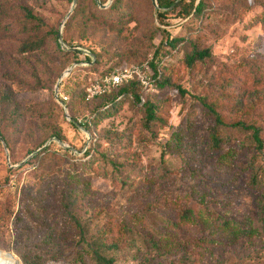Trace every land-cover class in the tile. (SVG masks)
<instances>
[{
  "label": "rangeland",
  "instance_id": "rangeland-1",
  "mask_svg": "<svg viewBox=\"0 0 264 264\" xmlns=\"http://www.w3.org/2000/svg\"><path fill=\"white\" fill-rule=\"evenodd\" d=\"M99 1L104 6L0 0V90L12 88L21 112L19 122L0 121V202L10 194L9 214L0 216V264H89L78 261L71 237H50L52 222L38 211L61 215V186L71 188L72 209L90 229L118 242L114 264H264V233L239 235L217 221L256 225L264 180H251L264 178V148L254 150L251 130L228 127L233 151L211 149L213 119L199 100L213 102L227 124L258 126L264 140V0H203L195 16L177 6L191 0L164 9L123 0L129 23L107 16L113 0ZM167 31L177 48L163 60L159 83L142 92L157 105L155 121L130 94L107 108L87 97V87L114 67L169 53ZM25 32L45 41L20 55ZM56 40L82 51L63 56ZM192 46L212 55L189 68L183 59ZM152 73L149 67L146 76ZM187 207L197 223L179 219Z\"/></svg>",
  "mask_w": 264,
  "mask_h": 264
},
{
  "label": "trees",
  "instance_id": "trees-1",
  "mask_svg": "<svg viewBox=\"0 0 264 264\" xmlns=\"http://www.w3.org/2000/svg\"><path fill=\"white\" fill-rule=\"evenodd\" d=\"M152 1V0H151ZM160 9L170 8L175 0H156ZM181 3V2H180ZM177 4V6H181V15L188 16L192 14L195 16L202 11L203 8V0H191L189 3V7H184L183 4ZM153 4V2H152ZM26 12V17L30 20H35L34 16L31 14L30 10L24 9ZM107 16L112 20L121 21L124 23H129L134 19V16L129 12V10L125 9V3L123 0H113L110 6L107 8ZM166 11H160L159 14H164ZM25 36L20 42L17 44L16 52L20 55H25L27 53L35 52L40 50L44 45V38L42 36H36L33 33L25 32ZM54 34L58 35L57 31ZM166 45L165 48L169 49V53L165 54L162 58L153 60L152 62H147L148 66L153 69V73L150 76L151 83L153 85H157L159 81L162 79L165 73V64H163V60L168 57L171 52L175 51L177 45L179 43V39L177 36L171 34L170 32H166L165 35ZM56 46L61 52L63 56L68 53H76L78 51L72 50H63L61 49V45L56 40ZM211 51L209 48H198L197 46H192V48L185 54L183 63L186 67H193L198 61H204L207 58L211 57ZM144 63V62H143ZM142 64V63H141ZM137 64V65H141ZM125 65H134V64H122L120 66L114 67L111 71ZM110 72V71H109ZM108 73V72H107ZM106 73V74H107ZM261 78H255L254 82H260ZM94 82V81H93ZM92 82V83H93ZM73 83H78V80H75ZM43 86H40V88ZM178 89L182 93H184V89L180 86H177ZM117 93L113 98L110 99V94ZM142 92L144 89L140 84L138 79L130 80L129 82L119 84L115 88H113L110 92L99 94L91 99L101 98V103L103 108L109 107V105L113 104L117 99H119L122 95L130 94L133 99L140 102L143 100V108L145 111V117L147 121H155L157 119V105L153 104L149 99L144 100L142 97ZM110 99V102L109 100ZM204 108H206L208 114L212 117L213 123L208 125L206 128V133L208 135V139L210 141L211 149L221 150L225 149L226 152L233 151V149L229 146V144L234 143L235 140L231 139L229 136L228 127H238L245 128L251 130V145L254 150H257L259 153H262L264 148V140L261 137V130L258 126L253 124H246L244 122H235L227 124L224 122L221 112H219L215 104L212 102H207L204 99H199ZM21 118V112H19V104L15 100V94L10 86H2L0 90V121H11V122H19ZM75 123V121H74ZM87 123V120L84 121V124ZM74 125V124H73ZM52 136L60 137V134L54 132ZM3 139V138H2ZM242 150L241 147L237 148V151ZM223 151V152H225ZM264 158V155H263ZM253 165V164H252ZM264 174V173H263ZM263 177H259L258 173H255L252 176V183L256 186H259ZM1 193V189H0ZM59 199V203L62 207L61 215L48 214L46 213V208L44 206L38 207V211L43 216H49L48 220L52 222V233L50 237H71L74 241V246L77 249L78 253V261L81 263L82 259L85 258L89 264H114V257L111 256V253L118 249V242L114 240H109L106 236V231L99 228L96 230H92L89 228V225L83 220V218L79 217L72 209L71 206V188L61 186V193L57 196ZM8 204L10 205V194L6 195V200L1 203L0 202V216L2 218L6 217L9 214ZM18 212V211H17ZM259 217L257 216V220H255L256 225L252 228H246L236 222H230L228 219H224L222 217H218L217 221L220 223L222 227H226L228 231L233 233H237L239 235L250 234L252 231H261L264 233V201L261 204ZM42 217V216H41ZM179 219L184 220L186 222L197 223V215L195 210L192 207L183 208L181 213L179 214ZM38 221H36L37 223ZM41 225H45L43 221L40 222ZM129 229L128 226H125ZM124 231V228L123 230ZM156 247L159 248V244L157 241L153 239ZM25 264L26 262L23 261ZM28 264H35L33 262H29Z\"/></svg>",
  "mask_w": 264,
  "mask_h": 264
},
{
  "label": "built area",
  "instance_id": "built-area-1",
  "mask_svg": "<svg viewBox=\"0 0 264 264\" xmlns=\"http://www.w3.org/2000/svg\"><path fill=\"white\" fill-rule=\"evenodd\" d=\"M149 68L147 62L141 65H125L105 74L99 81L91 83L87 87V97L92 98L99 94L110 92L119 84L138 79L144 90L152 87L151 78L146 76V70ZM64 100L66 97L63 98Z\"/></svg>",
  "mask_w": 264,
  "mask_h": 264
},
{
  "label": "water",
  "instance_id": "water-1",
  "mask_svg": "<svg viewBox=\"0 0 264 264\" xmlns=\"http://www.w3.org/2000/svg\"><path fill=\"white\" fill-rule=\"evenodd\" d=\"M74 2H75V0H73ZM96 1V3L98 4V5H101L100 4V1L99 0H95ZM152 2H153V5L154 6H156V7H158V4H157V1L156 0H152ZM101 6H104V5H101ZM58 36H59V38L61 37V31L59 30V32H58ZM74 50H78V51H82L81 49H79V48H73ZM72 69V66L71 67H69V68H67L66 69V71H65V75L70 71ZM63 74V75H64ZM62 75V76H63ZM62 76L59 78V80H58V82H57V84H56V87H55V92L57 93V91H58V84H59V82H60V80L62 79ZM66 116H68V114H67V112H66ZM69 117V116H68ZM71 120V119H70ZM0 140L3 142V144H4V146H5V143H4V141H3V139L0 137Z\"/></svg>",
  "mask_w": 264,
  "mask_h": 264
},
{
  "label": "bare ground",
  "instance_id": "bare-ground-1",
  "mask_svg": "<svg viewBox=\"0 0 264 264\" xmlns=\"http://www.w3.org/2000/svg\"><path fill=\"white\" fill-rule=\"evenodd\" d=\"M1 254V253H0Z\"/></svg>",
  "mask_w": 264,
  "mask_h": 264
}]
</instances>
